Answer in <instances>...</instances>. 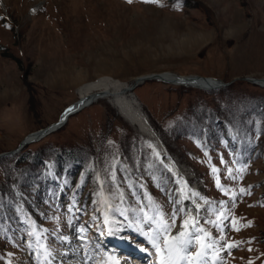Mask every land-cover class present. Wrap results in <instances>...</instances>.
<instances>
[{"label":"rangeland","instance_id":"obj_1","mask_svg":"<svg viewBox=\"0 0 264 264\" xmlns=\"http://www.w3.org/2000/svg\"><path fill=\"white\" fill-rule=\"evenodd\" d=\"M154 74L230 84L149 81L128 94L182 177L99 100L0 160V264L120 263L87 238L108 225L163 247L161 222L175 231L188 199L203 203L193 264H264V87L245 81L264 79V0H0V154L55 124L84 84ZM57 153L78 158L70 173ZM108 210L120 220L109 224Z\"/></svg>","mask_w":264,"mask_h":264},{"label":"bare ground","instance_id":"obj_2","mask_svg":"<svg viewBox=\"0 0 264 264\" xmlns=\"http://www.w3.org/2000/svg\"><path fill=\"white\" fill-rule=\"evenodd\" d=\"M163 79L170 81V82H164ZM208 79H210V78H202V77H198V76L188 77V78L182 77L181 78V76H176L174 74H161V75L155 74V78L153 80H149V81H160V82L169 83V84L171 83L172 85H175V86H182V87L185 86V87L199 89V90L201 89V90H205V91L220 89L221 86H219V85L222 84L221 81L217 82L216 80H213V79L208 80ZM136 81H137V79H136ZM149 81H147V82H149ZM257 81H259L260 84L263 83L262 85H264V79L263 80H257ZM130 86H128V84L117 81V80H115L111 77H108V76L101 77L97 81L84 84L83 86H81L78 89L79 105L81 106V105H84L86 103H91V101H93V99L97 98V97H98L97 101L107 100V101L111 102L117 108V110L120 111V115L124 116V119H126L133 127H135L139 133L146 136L153 143H156L158 146H160V149H162V151L165 153V150L162 148V143L160 142V140L158 138V134H157L156 130L153 129V126L151 125L148 116L146 115L144 110H142L141 106L139 105L140 104L139 101L135 97L130 98L128 96L129 92H125V90ZM262 87H264V86H262ZM96 102H94V103H96ZM92 105H93V103L88 104L87 106L83 107L82 109L79 108L80 106L78 108L76 107L77 110H80V111H78L74 115H78V114L82 113L86 108H88V107L90 108ZM72 106L67 108L62 113V116L64 119L61 122L62 126L60 127V129L52 132L51 134L63 129L68 124V121L73 116L70 115L68 117L67 114L70 111L75 109V108L72 109ZM51 134H49V135H51ZM33 137H35V134H33L27 138L32 139ZM44 138H41V139H44ZM163 159L166 160L165 162L169 165L170 169L173 170L177 174L178 178L180 179L182 177V171L179 168V165L177 164V162H175L174 160L169 158V156H166V155L164 156ZM186 198H188V197H186ZM188 202H189V210H191V211L187 212V214L184 216L183 220L180 222V224L175 229V231H173L171 233L169 242L167 243V245H170L173 248L171 259L176 261L177 264H178V261L180 259H178L177 241L174 238L177 237L180 232L187 233L186 236L181 238L182 240L188 239L190 236L192 237L194 229L199 222V217H200L199 214H200V210H201L200 207L203 206L202 202H200L201 204H199V202L196 201L195 199L194 200L188 199ZM190 217L192 219H189ZM185 219H189V224L187 227L184 226V220ZM193 221H195L194 226H193ZM106 229L109 230L110 226H107ZM166 246H165L164 252L167 251ZM123 253H124V256L121 259V264H138L137 261H135V260H128L127 259V257H131V255H132L129 251L124 250ZM183 254H185V253H183ZM183 254L180 255V253H179V257H181ZM161 257H162V252L160 254V260H161ZM138 258L139 257L133 258V259H138ZM164 259H165L166 264H167L169 257L167 255H165ZM184 262L185 261H183V263Z\"/></svg>","mask_w":264,"mask_h":264},{"label":"water","instance_id":"obj_3","mask_svg":"<svg viewBox=\"0 0 264 264\" xmlns=\"http://www.w3.org/2000/svg\"><path fill=\"white\" fill-rule=\"evenodd\" d=\"M154 78H155V74H154V76L152 75V76L141 77L137 81H135L130 87H128L125 90V92H129V93L134 92L138 86L144 84L145 82H147L149 80H153ZM163 80H164V82H170V81H167L165 79H163ZM208 80H210V79H208ZM245 81H248V82H251V83H253L255 85H260V86L263 84V83L260 84L259 81H257L256 79L246 78ZM229 85L230 84H225L224 82H222V84H220L219 86H221L220 88H223V87H227ZM262 86H264V85H262ZM97 100H98V97L97 98H94L93 101H91V103H86V104L81 105V106L79 105V102L76 103V104H74L72 106V109L73 108H75V109L72 110V111H70L67 114L68 117L70 115H73V114L77 113L78 111H80V110H77V108L79 106H80L79 108L82 109L83 107L87 106L88 104H92V103L96 102ZM118 112L120 113V111H118ZM122 117H124V116H122ZM63 119H64L63 116H61V118L59 119V121L56 124H52V125H50V126H48L46 128H43V129L38 130L37 133H35V137H33L32 139L25 138L24 140L21 141V143L19 144L18 148L15 151L1 153L0 154V158L5 157V156L12 155V154L18 152L20 149H22L26 145L31 144V143H34V142L38 141L39 139L44 138V137L48 136L49 134H51L52 132L58 130L62 126V123L61 122H62ZM162 148L165 150V148H164L163 145H162Z\"/></svg>","mask_w":264,"mask_h":264},{"label":"snow or ice","instance_id":"obj_4","mask_svg":"<svg viewBox=\"0 0 264 264\" xmlns=\"http://www.w3.org/2000/svg\"><path fill=\"white\" fill-rule=\"evenodd\" d=\"M213 171H217L216 169H213ZM218 187H220L219 183L217 185ZM226 194H227V190ZM244 190L241 189V192H243ZM192 195H198L197 193H193ZM233 198H235L234 194H233ZM198 207V206H197ZM162 215V214H161ZM174 215H173V219H174ZM189 219H192L191 217ZM189 219H185L184 220V226L187 227L189 224ZM153 222H156L155 220H153ZM195 225V221H193V226ZM172 225L168 224L167 222H161V231H163L164 233H167L168 231H170ZM196 231L198 232H203V229L201 228H197ZM187 233L185 232H180L179 235L177 237H175L174 239L177 241V253H178V259H187V256L191 255V252L189 251L190 248L193 247V245H195L196 243H198L200 241V237L199 236H195V237H189L188 239H181L182 237L186 236ZM205 236H207V233H204ZM150 240H152L153 245L157 248V251H161L162 252V257H161V264H166V261L164 259V256L167 255L169 257L167 264H177L176 261L171 259L172 256V251L173 248L170 245H167V251L164 252V250L160 249L159 244L156 243V240L153 239L152 237H149ZM185 253V256L183 257H179V253Z\"/></svg>","mask_w":264,"mask_h":264},{"label":"trees","instance_id":"obj_5","mask_svg":"<svg viewBox=\"0 0 264 264\" xmlns=\"http://www.w3.org/2000/svg\"><path fill=\"white\" fill-rule=\"evenodd\" d=\"M25 149V147L21 150V151H23ZM72 154H70V155H66V154H59V153H57V154H55L54 155V158H53V160L55 161V165L57 166V169H58V171H59V173L62 175L63 174V172L66 170L68 173H70L71 171H72V169H73V166H71V165H73L74 164V162L76 161V160H78V158H76L75 156H71ZM9 157V156H8ZM8 157H6V158H8ZM68 157V158H67ZM3 158H5V157H3ZM3 158H0V160L1 159H3ZM27 159V158H26ZM69 159V160H68ZM31 161H34V159H32L31 158ZM71 162V163H70ZM32 163H34L35 165L36 164H41V161L39 160H35V162H32ZM73 163V164H72ZM16 205V201H15V199L14 198H12V197H10L9 199H8V201H7V203H6V206L8 207V208H14V206ZM108 213H109V217L110 218H112V216H111V213H110V210H108ZM118 215H120V214H118Z\"/></svg>","mask_w":264,"mask_h":264}]
</instances>
